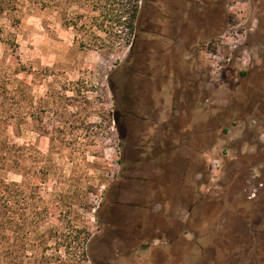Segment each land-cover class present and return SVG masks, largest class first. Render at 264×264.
<instances>
[{"label": "rangeland", "instance_id": "rangeland-1", "mask_svg": "<svg viewBox=\"0 0 264 264\" xmlns=\"http://www.w3.org/2000/svg\"><path fill=\"white\" fill-rule=\"evenodd\" d=\"M2 139L26 160L0 174L78 199L87 264L264 260V0H0Z\"/></svg>", "mask_w": 264, "mask_h": 264}, {"label": "trees", "instance_id": "trees-1", "mask_svg": "<svg viewBox=\"0 0 264 264\" xmlns=\"http://www.w3.org/2000/svg\"><path fill=\"white\" fill-rule=\"evenodd\" d=\"M141 11L136 1L127 12L131 32ZM123 17L119 16L120 25ZM138 45V42L132 44L131 57L138 56L145 64L137 68L138 87L131 91L130 97L133 94L135 106L142 107L146 101L144 94L152 98L161 86L152 54L136 51ZM158 45L156 42V47ZM241 75L246 73L241 72ZM23 149L12 141L0 140L1 173L22 174L26 160ZM41 190L35 182L9 181L0 174V264H87L92 235L87 226L78 224L81 218L78 209L82 208L77 204L78 199L69 201L63 189L53 201L44 197ZM70 215L73 218L70 219Z\"/></svg>", "mask_w": 264, "mask_h": 264}, {"label": "flooded vegetation", "instance_id": "flooded-vegetation-1", "mask_svg": "<svg viewBox=\"0 0 264 264\" xmlns=\"http://www.w3.org/2000/svg\"><path fill=\"white\" fill-rule=\"evenodd\" d=\"M153 34V33H152ZM138 87V85L135 83L134 84V86H133V89H136ZM143 110V108H140V107H137V106H135L134 107V110H133V115H134V117L135 118H137V119H139V117H142V113L144 112V114H143V118H144V121H146V120H148V116H146V114H145V111H142ZM161 114V113H160ZM139 120H141V119H139ZM141 121H143V120H141ZM150 243V242H149ZM150 245L148 244V243H144V244H142L139 248H138V250L139 249H143V251H144V255L146 256V253H145V251L147 250V248L149 247ZM136 252V251H135ZM147 257V256H146ZM235 264H241V261L239 262H237V263H235ZM250 264H264V260H262V261H252V262H250Z\"/></svg>", "mask_w": 264, "mask_h": 264}, {"label": "crops", "instance_id": "crops-1", "mask_svg": "<svg viewBox=\"0 0 264 264\" xmlns=\"http://www.w3.org/2000/svg\"><path fill=\"white\" fill-rule=\"evenodd\" d=\"M209 89V88H207ZM167 247L169 248V245L167 243ZM162 247L161 246H158L157 244H153V245H150L147 250L145 251V253H152L153 251H156V253H162Z\"/></svg>", "mask_w": 264, "mask_h": 264}]
</instances>
